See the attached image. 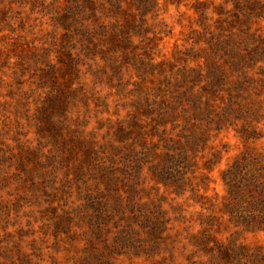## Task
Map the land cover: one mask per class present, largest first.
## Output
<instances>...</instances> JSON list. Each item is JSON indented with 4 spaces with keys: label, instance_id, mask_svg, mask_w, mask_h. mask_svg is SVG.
<instances>
[{
    "label": "rangeland",
    "instance_id": "rangeland-1",
    "mask_svg": "<svg viewBox=\"0 0 264 264\" xmlns=\"http://www.w3.org/2000/svg\"><path fill=\"white\" fill-rule=\"evenodd\" d=\"M232 2L0 0V264H216L232 233L264 248L207 221L220 171L264 153V110L221 112L264 109V64L213 44L243 18Z\"/></svg>",
    "mask_w": 264,
    "mask_h": 264
},
{
    "label": "trees",
    "instance_id": "trees-1",
    "mask_svg": "<svg viewBox=\"0 0 264 264\" xmlns=\"http://www.w3.org/2000/svg\"><path fill=\"white\" fill-rule=\"evenodd\" d=\"M232 1L235 11L240 6L245 7L241 14L243 18L240 19L237 12L232 13L231 23L237 24L238 28L231 27L222 40L217 37L214 46L220 48L222 56L230 58L228 66L232 69L239 67L234 63V57H238L239 62L242 61L246 69H250L249 64H264V36L251 32L248 24L252 17L264 18V0ZM240 10L239 8L238 11ZM239 46L242 47L241 50L238 49ZM261 75L264 77V74ZM247 81L253 80L248 78ZM255 82L264 83V80L255 79ZM238 86L242 85L238 84ZM230 95L232 94L228 96ZM257 107L258 114L242 106L233 97H229L221 112L222 115L229 112L238 117H243L244 114L252 117L262 116L263 107L261 109L259 104ZM242 109L247 110L248 113L242 112ZM237 133L244 141L261 138L255 128L248 123L242 125ZM219 177L224 194L218 208V216L213 215L207 221L226 222L233 228H239L247 233L264 232V153L252 150L239 153L220 171ZM233 234L235 233L229 236L226 243L216 241L214 247L206 248L205 251H208L212 260H218L216 264H264L263 247L249 248L241 245L233 239Z\"/></svg>",
    "mask_w": 264,
    "mask_h": 264
}]
</instances>
